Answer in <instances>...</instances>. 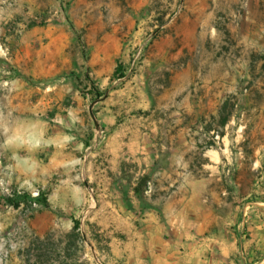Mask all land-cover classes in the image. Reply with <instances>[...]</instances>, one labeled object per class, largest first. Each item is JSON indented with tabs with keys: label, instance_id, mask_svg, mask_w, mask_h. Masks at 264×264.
Segmentation results:
<instances>
[{
	"label": "rangeland",
	"instance_id": "1",
	"mask_svg": "<svg viewBox=\"0 0 264 264\" xmlns=\"http://www.w3.org/2000/svg\"><path fill=\"white\" fill-rule=\"evenodd\" d=\"M110 120L151 158L144 180L198 194L218 251L236 234L239 264H264V0H0V264H145L80 204ZM64 137L71 164L45 174L36 148ZM27 192L55 207L4 203Z\"/></svg>",
	"mask_w": 264,
	"mask_h": 264
},
{
	"label": "crops",
	"instance_id": "2",
	"mask_svg": "<svg viewBox=\"0 0 264 264\" xmlns=\"http://www.w3.org/2000/svg\"><path fill=\"white\" fill-rule=\"evenodd\" d=\"M108 125L96 127L95 139L102 140V146L84 159L86 172L81 176L88 193H84L80 204H87L84 212L87 219L99 221L103 228H110L113 245H118V248L122 235L128 255L133 257L135 263L217 264V252L223 255L227 264L242 262L238 259L239 256L243 258L238 235L230 236L226 245L218 251L213 225L211 228L207 226V233L203 232L204 228L201 229L198 219V194L189 195L190 191L182 187H155L150 181L144 180L147 176L144 165L151 158L144 157L142 148L129 142L126 128L117 125L115 120H110ZM63 140L62 146L43 144L36 148V163L45 164L42 166L45 174L51 175L57 169H65L71 164L66 159V154L70 158L66 138ZM67 141L70 142L69 137ZM146 143L143 149L154 147L152 142ZM27 149L34 150L32 147L21 148L22 151ZM139 153L140 157L133 158ZM158 157H152L153 161ZM129 180H132L131 183H128ZM89 182L96 184L89 186ZM89 188L94 196L89 193ZM87 194L89 199L86 198ZM49 197V209H45L46 211L55 207ZM193 210H196L195 215ZM46 216L45 211L36 214L31 224L37 238L35 241L44 238L50 230V226L45 223ZM201 234H204L203 237ZM114 253L116 255V251ZM117 257H120L118 252Z\"/></svg>",
	"mask_w": 264,
	"mask_h": 264
},
{
	"label": "trees",
	"instance_id": "3",
	"mask_svg": "<svg viewBox=\"0 0 264 264\" xmlns=\"http://www.w3.org/2000/svg\"><path fill=\"white\" fill-rule=\"evenodd\" d=\"M124 77L125 73L121 72V69L118 68L115 71L114 77ZM101 94H97V97H100ZM4 203L6 205H10L14 208H21V207H29L32 208L34 204H37L39 209H49V202H48V197L45 192H40L38 197H33L31 193H18L14 194L11 197H7L4 199ZM75 226H74V231L79 230L80 222L78 220H75Z\"/></svg>",
	"mask_w": 264,
	"mask_h": 264
},
{
	"label": "built area",
	"instance_id": "4",
	"mask_svg": "<svg viewBox=\"0 0 264 264\" xmlns=\"http://www.w3.org/2000/svg\"><path fill=\"white\" fill-rule=\"evenodd\" d=\"M0 183H1V180H0ZM1 185H3V184L1 183ZM11 196H13V194H9V197H11ZM35 197H38V196H35ZM36 207H38L37 204H34L32 208L34 209Z\"/></svg>",
	"mask_w": 264,
	"mask_h": 264
}]
</instances>
